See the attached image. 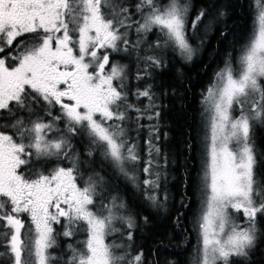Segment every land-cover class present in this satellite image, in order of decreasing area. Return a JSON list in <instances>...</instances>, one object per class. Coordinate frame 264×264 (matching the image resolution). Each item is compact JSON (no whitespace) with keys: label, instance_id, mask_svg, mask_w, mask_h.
<instances>
[{"label":"snow or ice","instance_id":"1","mask_svg":"<svg viewBox=\"0 0 264 264\" xmlns=\"http://www.w3.org/2000/svg\"><path fill=\"white\" fill-rule=\"evenodd\" d=\"M256 2L258 27L237 66L227 59L207 89L211 131L201 181L205 201L197 221L202 247L192 264H244L264 235L257 226V215L264 216V180L255 171L250 136L254 125L264 127V0ZM188 13L181 0H0V112L8 121L0 127L10 130L0 131V264H142L143 252L130 256L131 245L124 243L132 240L135 227L131 210L108 191L99 172L91 170L85 178L80 165L87 161L73 151L71 140L78 132L86 135L88 157L98 147L102 160L133 185L142 183L145 199L155 202L159 174L138 180L135 166L141 157L127 134L129 121L143 127L141 119L159 117L152 111L154 93L151 85L134 93L137 100L148 99L143 110L131 103L126 65L110 64V54L128 52L130 31L139 37L131 45L136 51L155 29L150 49H169L191 60L189 27L195 30L205 13L190 26ZM138 58L144 61L138 80L162 63L154 54ZM37 100L51 119L33 109ZM56 106L61 115L52 116ZM21 112L27 115H17ZM158 131L156 125L149 128L145 143L152 158L144 173L153 174L159 148L151 137ZM64 161L67 167L61 166ZM21 214L31 221L25 236ZM62 218L57 233L53 225ZM58 238L65 241L63 249ZM54 248L59 256L50 251Z\"/></svg>","mask_w":264,"mask_h":264},{"label":"trees","instance_id":"2","mask_svg":"<svg viewBox=\"0 0 264 264\" xmlns=\"http://www.w3.org/2000/svg\"><path fill=\"white\" fill-rule=\"evenodd\" d=\"M211 10L218 13L210 17L208 12ZM201 11L206 13L207 21L215 23L211 33L201 36L200 44L194 42L191 33H188L189 43L194 49L191 60L169 49H150L149 45L157 39L155 29L146 35L136 51L131 45L139 37L130 31L128 52L111 55L112 62L126 65L124 82L129 101L143 110L149 103L148 99L137 100L134 93L138 88L141 90L151 85L156 105L152 111L160 113L158 118L151 121L141 119L139 124L143 127H137L133 120V131L128 134L132 142L138 145L141 157L135 172L138 180L156 179L155 173L159 174V187L154 190L157 197L155 202L145 199V186L142 183L133 185L102 160L99 153L94 151V155L88 157V139L84 142L77 136L73 137L74 142L84 143L82 146H72L74 151L80 147L77 152L79 158L87 161L80 165L85 178L91 170L99 172L105 177L108 191L122 197L131 210L135 227L132 229V240L124 242L131 245L128 249L130 256L143 252L142 264H190L196 255L200 238L197 221L201 206V181L206 159L205 94L225 61L230 59L236 65L242 49L253 36V0H192L189 19ZM220 12L223 15H219ZM136 18L133 16V19ZM153 54L162 61L161 66L148 68L150 76L143 80L136 79L137 74L144 70V61L138 57ZM129 115L135 117L136 113L130 112ZM152 125L159 129L151 137L159 148V154H153V174H149L144 173L143 168L146 161L152 158L147 153L145 143ZM156 136H159L158 140ZM258 142L261 151L256 156V173L259 179L264 180V127L258 131ZM78 182L82 185V181ZM258 221L264 233V217L260 216ZM57 251L60 253V249ZM249 259L250 263L244 264H264V235L260 236Z\"/></svg>","mask_w":264,"mask_h":264},{"label":"rangeland","instance_id":"3","mask_svg":"<svg viewBox=\"0 0 264 264\" xmlns=\"http://www.w3.org/2000/svg\"><path fill=\"white\" fill-rule=\"evenodd\" d=\"M168 2V0L167 1H163L162 2V4H165V3H167ZM181 2L182 3H187L188 4V7H189V13H188V24H189V26L191 25V22H192V20L194 19V17L192 18V19H189V17H190V11H191V8H192V0H181ZM257 7H258V5H257V2H256V0H253V10H254V16H255V20H254V31H253V35H254V33H255V31H256V29H257V27H258V24H257ZM218 13V11L217 10H211V11H209L208 12V14L210 15V17H213L214 16V13ZM221 12H222V10H221ZM221 12L219 13V15L221 14ZM205 16H206V13H205ZM205 16H204V18H203V21H202V23L201 24H199V27H198V25L196 26V29L195 30H192L190 27H189V33H191V39L194 41V42H196V43H198V44H200L201 43V36L203 35V34H208V33H211L212 32V28H213V26H214V23L215 22H209V21H207V19H205ZM209 18V17H208ZM253 37V36H252ZM252 39V38H251ZM142 44V43H141ZM104 50H101V52H103ZM111 55H112V53L110 54V64L112 63V59H111ZM195 56V55H194ZM237 66V64L236 65H233V67L235 68ZM215 81V80H214ZM214 83V82H213ZM141 90H143V89H141ZM206 96H207V93L205 94V98H206ZM204 113H205V115H204V121H205V127H206V132H207V135H206V145H208V144H210V115H211V104H210V102H207L206 101V99H205V101H204ZM237 113H233V115H236ZM132 126H134V121L132 120V121H129L128 123H127V134H130V133H132V131H133V129H132ZM261 127L262 126H256V125H254L253 126V129H252V131H251V133H250V136H251V138H252V141H254V151H255V153H256V156H257V154H259L260 153V151H261V144H260V142H258V131L261 129ZM130 142H132V140L130 139ZM205 161H206V159H205ZM205 167H206V163L204 162V166H203V173H204V170H205ZM257 168V167H256ZM137 171V167L135 166V172ZM255 171H256V169H255ZM257 174V173H256ZM258 177V176H257ZM204 201H205V196H204V194L202 193V196H201V206H200V211H199V216H200V214H201V211H202V208L204 207ZM199 216H198V219H199ZM260 214H258L257 215V226H258V229L260 230V232H261V223L258 221V219L260 218ZM262 217H264V216H262ZM236 219H237V221L239 222L240 221V216L239 215H237V217H236ZM63 223H64V221H63V218L61 219V224H59V225H56V224H54L53 225V227L55 228V230H56V232L58 233V232H60L61 231V229H62V226H63ZM198 226V225H197ZM199 230V229H198ZM199 235H200V232H199ZM84 237H83V235H81L80 236V239H83ZM112 239H118V237H109V241H111ZM127 243H128V240L127 239H124ZM58 243H59V245H60V249H63V247H64V244H65V241L63 240V239H61V238H58ZM125 243V242H124ZM127 243H125V244H127ZM202 247V245H201V236H200V238H199V241H198V244H197V250H196V253H197V251H198V249H200ZM50 251H52L55 255H57V256H59L60 255V253L57 251V249L56 248H54V249H51ZM254 252V249L250 252V255H249V257H248V259L250 258V256H251V254ZM246 260L245 262L247 263H250V259L249 260ZM192 261H193V259H192ZM192 261H191V263L190 264H192Z\"/></svg>","mask_w":264,"mask_h":264},{"label":"flooded vegetation","instance_id":"4","mask_svg":"<svg viewBox=\"0 0 264 264\" xmlns=\"http://www.w3.org/2000/svg\"><path fill=\"white\" fill-rule=\"evenodd\" d=\"M133 1H135V0H126V2H127V3H130V4H131ZM163 1H165V0H160V3L162 4ZM13 54H14V53H13ZM0 57H2V54H0ZM7 63H9V64L11 65V64L14 63V61H12V60L9 59V60H7ZM32 107H33V109H34L36 112L40 113V114L43 116V118H44L45 121L51 119V117H48L47 115H44V113H43L42 110L45 108V105H44V103H43L42 101L37 100V102L34 103V104L32 105ZM51 112H52V116H58V115H61V113H60V111H59V106L53 107V108L51 109ZM17 115H24V116H26L27 114L21 112V113H18ZM6 116H7V114H6L5 112H0V122H4V123L8 122L6 119H4ZM59 126H60L62 129L64 128V121H63V119L59 122ZM0 131H6V132H9V134H10V130L5 129V128H3V127H0ZM52 135H55V134L53 133ZM76 136L79 138V140H82V141H84V142H85L86 139H88V141H89V138H88L86 135H84V134H82V133H80V132H78ZM89 142H90V141H89ZM71 143H72V145H75V146H76L77 144H79V146L84 145L83 142H74V141H73V138H72V140H71ZM73 151H74V150H73ZM78 151H80V147L77 148V149L75 150V152H78ZM83 151H84V150H83ZM94 151H95V153H96V152L99 153V148H98V147H97V148H94ZM80 154H81V153H80ZM79 157H80V156H79ZM55 166H56L55 163H53V164H52V167H55ZM61 166L67 167V166H68V162H67V161L62 162V163H61ZM20 171L26 176V178L28 177V172H27L26 169L22 168ZM78 183H79V182H78ZM21 219H23V221H24V223H25V229L22 230V236H25V235H26V231H27V229H28V227H29L31 221H30V217H29L27 214H21ZM3 223H4V222L0 221V227H3ZM258 243H259V240H258ZM258 245H259V244H258Z\"/></svg>","mask_w":264,"mask_h":264}]
</instances>
